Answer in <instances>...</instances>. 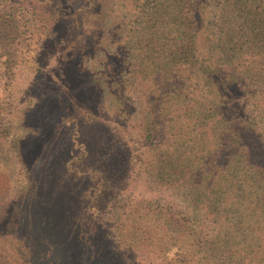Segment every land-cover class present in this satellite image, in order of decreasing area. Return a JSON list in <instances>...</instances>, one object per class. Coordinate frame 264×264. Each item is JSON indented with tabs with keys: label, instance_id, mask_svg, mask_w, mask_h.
Masks as SVG:
<instances>
[{
	"label": "trees",
	"instance_id": "trees-1",
	"mask_svg": "<svg viewBox=\"0 0 264 264\" xmlns=\"http://www.w3.org/2000/svg\"><path fill=\"white\" fill-rule=\"evenodd\" d=\"M145 1L142 9L145 22L139 24H144L142 28L159 24L162 48L155 58L162 66L151 74L148 70L139 72L150 83L142 92L143 120L134 117L140 115L134 99L121 91L123 79H118V87L113 85L114 89L108 93L112 98V114L107 116L108 125L102 124L104 148L98 138L91 142L92 152L84 157L85 162L93 164L92 158L98 154L95 164L103 166L99 167L104 178L99 201L114 200L117 204L116 199H127L132 220L138 218L140 209L148 213L152 210L153 216L158 214L151 222L154 233L147 228L139 243L142 253L150 254L146 264H264V0ZM27 13L30 19L45 25L40 34L46 42L51 37V28L58 30L65 26L66 18L53 19L33 3L27 7ZM167 48L172 50L169 52ZM79 57L69 59L77 67L75 77L76 83H81L80 90L95 97L96 89H100L104 95L103 81L97 82L99 87L94 85ZM163 63L173 67L163 68ZM152 87L156 91L155 101L151 99ZM207 88L215 90L210 101ZM99 109L93 104L89 108L93 110L88 117L90 124L101 126L103 113ZM163 116L166 123L161 125L159 119ZM47 123L44 121L45 126ZM122 125L136 132L126 144L115 136ZM160 136L164 141H160ZM170 141L172 145L165 149L163 144ZM127 145L131 151L139 152L135 160L139 166L147 162L148 148L154 145L158 150L160 187L190 191L194 207L202 217L164 210L166 201L162 198L156 206L151 199L140 200L128 192L134 188L128 171L121 179L124 187H118L121 197L108 194L119 183L118 167L125 160ZM129 157L130 152L127 161ZM84 178L85 175L81 178L60 175L57 188L52 183L47 191L42 192L38 186L31 190L32 195L26 200L29 213L44 207L41 218H56L54 223L43 225L47 227V236L44 233L42 239L41 230L32 229L39 218H29L28 236L42 246L38 249L42 251L47 237L51 239L59 231L64 242L69 241L68 247L71 246L68 249L65 243L62 253L67 259L72 255L78 257L69 264H110L103 257L111 247L114 253L110 233L100 230L101 236H97L99 233L93 232L95 227L83 231V226L93 223L88 209L84 214L81 212L77 221L69 215V207L78 210V204L85 200L78 185ZM69 198L76 205L69 204ZM98 249L100 254L96 253ZM38 251L33 264H66L63 255L46 263ZM173 251L174 255H170Z\"/></svg>",
	"mask_w": 264,
	"mask_h": 264
},
{
	"label": "rangeland",
	"instance_id": "rangeland-1",
	"mask_svg": "<svg viewBox=\"0 0 264 264\" xmlns=\"http://www.w3.org/2000/svg\"><path fill=\"white\" fill-rule=\"evenodd\" d=\"M69 1L0 0V264H33L37 260L35 254L42 246L28 236L26 224L29 218H39L36 219V228L32 226V229L35 232L41 230L39 234L42 239L47 233V227L43 225L54 223L53 218L56 217L41 218L44 207L29 213L26 200L36 186L42 192L47 191L52 183L57 188L60 175L68 178L85 175V181L78 185H81L79 191H82L86 201L82 199L78 210L69 207V215L77 221L81 212L84 214L88 209L93 215V223L88 227L83 226V231L95 227L92 230L94 234L100 230L110 233L115 247L114 253L112 247L104 253L106 261L110 264H146L150 254L142 253L139 243L147 228L154 233L151 222L158 214L153 216L152 210L148 213L140 209L138 218L132 220L127 199H116L117 204H114L109 197L108 203L100 202L104 178L99 167L102 165L95 164L98 154L92 158L94 165L85 162L84 157L92 152L91 142L98 138L104 148L102 128L108 125L107 116L112 114V98L108 93L114 89L113 85L118 87V79H123L121 91L126 97L134 99L133 103L138 107L140 115L134 114V117L143 120L142 92L150 83H146L147 78H142L139 72L148 70L151 74L162 66L155 58L162 48L160 42L163 38L157 30L159 24L149 28H142L144 24H139L145 22L142 15L145 0ZM32 3L53 19L66 18L65 26H60L58 30L51 28L52 34L47 42L40 34L45 25L36 23L27 13V7ZM129 30L132 36L127 37ZM72 39H76L77 43ZM171 50L168 49L169 52ZM76 56L82 58L86 75L94 81V85L99 87L97 82L103 81L104 95L102 91L99 92L100 89H96L95 97L80 90L81 83H76L75 77L77 67L72 66V59H69ZM164 63L163 68L173 67ZM116 81L118 83L115 84ZM185 85L189 86L188 83ZM154 87L151 99L155 101ZM206 93L209 101L215 97L210 96L215 93L213 88H207ZM90 97L91 102H88ZM92 104L103 113L101 126H95L93 122L90 124L88 117L93 111H89ZM35 106L39 110H34ZM44 121L48 122L46 126ZM159 121L161 125L166 123L165 116ZM123 125L115 136L126 144L134 139L136 132ZM159 139L164 141L162 136ZM165 144L163 147L166 149L172 142ZM130 148L128 145L124 147L125 160L118 167L119 183L108 194L121 197L118 187H124L125 182L121 179L128 171L134 184V188L128 192L140 200L151 199L156 206L162 198L166 201L164 210L168 211L169 208L173 212L202 217V213L194 207L190 191L173 186H165L164 190L160 187L158 150L154 149V145L148 148V160L142 166L135 162L139 152ZM127 151L130 152L131 161H127ZM51 174H54L53 178H50ZM70 200L69 204L76 205L75 200ZM45 219L46 222H43ZM19 222L23 224L18 225ZM97 236H101L100 233ZM65 243L59 231H55L51 239L47 237L42 251L38 252L46 263L54 262L62 255L67 260L66 264L75 262L77 255L67 259V255L62 253ZM68 243L66 247L69 249L71 246L68 247ZM100 252L101 249H98L96 253ZM170 255H174V251Z\"/></svg>",
	"mask_w": 264,
	"mask_h": 264
}]
</instances>
